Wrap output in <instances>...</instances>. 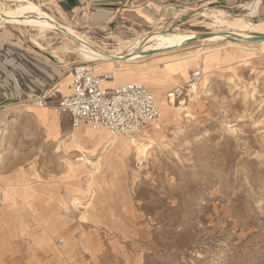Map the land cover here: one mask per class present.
<instances>
[{
	"label": "rangeland",
	"instance_id": "374dc122",
	"mask_svg": "<svg viewBox=\"0 0 264 264\" xmlns=\"http://www.w3.org/2000/svg\"><path fill=\"white\" fill-rule=\"evenodd\" d=\"M29 1L39 11L25 4L0 19L7 43L95 62L63 31L37 36L32 24L51 13ZM250 19L244 11L175 10L153 21L129 18L89 39L107 50L129 40L141 50L152 43L142 39L146 31L212 32ZM223 38L147 51L127 70L103 71L154 94L161 117L141 153L122 135V145L106 140L104 127H74L56 105L53 122L30 103L0 108V264H264V46L228 47L226 39H244ZM205 46L216 51L197 89L168 110L167 92L186 82ZM181 61L184 72L155 75Z\"/></svg>",
	"mask_w": 264,
	"mask_h": 264
},
{
	"label": "crops",
	"instance_id": "0c3cea01",
	"mask_svg": "<svg viewBox=\"0 0 264 264\" xmlns=\"http://www.w3.org/2000/svg\"><path fill=\"white\" fill-rule=\"evenodd\" d=\"M33 1L39 3L45 11L53 14L59 23L64 24L71 31H81L88 37H95L93 35L96 30L108 31L114 24L120 25L129 18L145 22L153 21L161 19L175 10L184 12L206 9L228 13L244 11L246 16L254 18L249 21L264 20V0ZM53 58L52 53L25 49L19 45L7 43L5 34L0 32V108L7 105L30 103L35 105V110L40 109L43 112L42 116L45 115L46 121L53 122L56 116L52 113V108L64 95L70 92L69 82L72 75L70 61ZM106 81L112 82L110 77ZM122 81L124 79H117L111 85L104 87L110 91L125 83ZM79 125L86 124L80 123L73 126ZM96 129L104 130L103 127Z\"/></svg>",
	"mask_w": 264,
	"mask_h": 264
},
{
	"label": "built area",
	"instance_id": "2783aa9c",
	"mask_svg": "<svg viewBox=\"0 0 264 264\" xmlns=\"http://www.w3.org/2000/svg\"><path fill=\"white\" fill-rule=\"evenodd\" d=\"M70 92L56 105L59 113H67L74 126L84 123L102 126L112 133L125 135L130 141L161 116L151 89L137 82H125L108 91L102 85L110 75L94 70L92 62L70 61ZM202 71L199 66L189 69L186 82L169 89L166 97L174 101L186 92L197 89ZM3 204L0 195V205Z\"/></svg>",
	"mask_w": 264,
	"mask_h": 264
},
{
	"label": "bare ground",
	"instance_id": "6f19581e",
	"mask_svg": "<svg viewBox=\"0 0 264 264\" xmlns=\"http://www.w3.org/2000/svg\"><path fill=\"white\" fill-rule=\"evenodd\" d=\"M19 1H23V2H19ZM18 2H19L18 4L15 2L13 4V3H8L5 0H0V19L6 20V18L8 19V18L12 17L17 12H21V11L23 12V9L26 8L25 4H28V5L32 4L29 0H18ZM11 5H14V7ZM18 7H21V10H18ZM32 8L35 9V11H39L38 6H36L34 4H32ZM24 11H26V10H24ZM43 20H45L44 23L43 22H35V24H32L37 29V32H36L37 36H43L45 31L56 32L57 30H60V31L65 32L68 36H66L65 34H63V35L66 36V39L69 41L68 43H70L72 46H74L75 49L78 50V52L81 54V56L84 59L89 60V61H95L91 64L93 65L94 70H96L99 73L100 72L103 73V71H109V70H127L130 68L128 66V64L138 62L139 58L142 60H146L148 58V57H146L147 54H145L147 51H151V50H154V51L161 50L162 51V50L171 49L172 47H175L176 49H182L185 46L190 45L193 42V41L190 42L189 39L195 37V32H192L189 30H186V31L179 30L178 27L173 28L174 32L169 33V34H164L162 32V30L158 29V30H153V31H146L143 33L142 39L147 40L148 38H151L152 43L144 46V48H142L141 50H137L138 49L137 47L135 49H133L134 46L130 48L132 43L129 40H123V39H119V42L117 43L118 45H116L114 48L107 50L104 47H102L99 44L92 41L91 39H89V37L86 34H84L83 32H79V31L78 32L77 31L71 32L70 30H68L66 28V26L64 24L59 23L53 14L45 13ZM32 25H31V27H32ZM215 26H216L215 30L212 31V33H215L214 35L206 37V38H202V39H197L196 41H199V42H205V41L215 42V41H217L218 38L224 39L223 37H226V36L222 35V34H218L220 31L232 32V33H235V34L242 36V37H250L249 35H247L246 32L259 33V34L264 35V20L255 21V22L246 20L245 22L240 24L238 27L233 26V24L232 25L226 24L224 27L221 25H215ZM230 37H232V36H230ZM225 41H226L228 47L237 46V47H241L244 49H248L250 47L256 48L257 46H259V47L264 46V41L248 42L245 40L237 41V40H230V39H226ZM234 41H237V42H234ZM67 46H69V44H64L61 48H67ZM126 48H128V50H125ZM124 50H125V52H124ZM214 51H216V49L212 48L210 46V47H206V48L203 47L195 53V55L198 58L197 61L200 63V65H198V66L200 68L203 66V68H202L203 73L205 72V68L208 66L207 55L214 53ZM125 54L128 55L127 58L124 57ZM120 63H122V64H120ZM101 65H108V67L104 70L103 69L100 70L99 67ZM186 65H187V63L181 61L180 63L176 64L174 66V68L171 67L172 69H158V70H156L155 75H157L163 79H171L172 76L174 74H176V71L181 72V73L184 72V69H186ZM142 74H144L146 76V75L150 74V72L145 71ZM187 76H188V73H187ZM124 82H126V81H124ZM131 82H135V81H131ZM137 83H143V82H137ZM102 85L103 86L106 85V79L102 80ZM105 87H107V86H105ZM165 103H166L168 110L173 108L172 101L167 100ZM57 127H58V125H57ZM96 127H102V126H96ZM96 127H92V128H96ZM4 129L5 128H1L0 134L5 132ZM105 133H106V140H109L111 142L116 140L119 143L118 145H122V141H121L120 136L122 135V136L126 137L125 135L119 134V133H112V132L111 133L105 132ZM137 138L138 139H136L133 142L130 141L128 138L127 139L132 144V146H133L132 148H134L135 151H137L138 153H141V152H143L147 143L151 141L150 133L148 132V129L144 130ZM130 150H132V149H130Z\"/></svg>",
	"mask_w": 264,
	"mask_h": 264
},
{
	"label": "water",
	"instance_id": "95a60500",
	"mask_svg": "<svg viewBox=\"0 0 264 264\" xmlns=\"http://www.w3.org/2000/svg\"><path fill=\"white\" fill-rule=\"evenodd\" d=\"M214 34L215 33H212L211 31L196 32L195 33V37L189 39V41L192 42V41L197 40V39H202V38H206V37L212 36ZM218 34L225 35L226 37H229V38H231L230 36H232V37H235V38L244 39L245 41H248V42H260V41H264V35H259V34H253L250 37H242V36H239V35H237L235 33L226 32V31H220ZM145 54H147V52ZM127 56H128L127 54L124 55V57H126V58H127Z\"/></svg>",
	"mask_w": 264,
	"mask_h": 264
}]
</instances>
